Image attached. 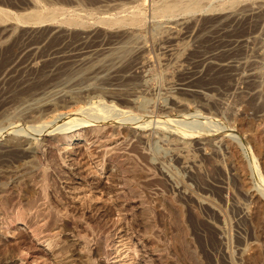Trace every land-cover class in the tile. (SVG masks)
<instances>
[{
    "label": "rangeland",
    "instance_id": "obj_1",
    "mask_svg": "<svg viewBox=\"0 0 264 264\" xmlns=\"http://www.w3.org/2000/svg\"><path fill=\"white\" fill-rule=\"evenodd\" d=\"M170 1L0 0V221L47 214L49 231L62 209L92 239L105 230L111 255L131 236L134 264H264V0ZM34 9L53 17L20 18ZM103 122L119 137L108 154L90 129ZM71 125L87 149L67 157L46 135ZM90 165L102 178L76 184ZM73 182L94 188L89 204ZM8 233L0 264L27 250L52 264L26 226Z\"/></svg>",
    "mask_w": 264,
    "mask_h": 264
},
{
    "label": "bare ground",
    "instance_id": "obj_2",
    "mask_svg": "<svg viewBox=\"0 0 264 264\" xmlns=\"http://www.w3.org/2000/svg\"><path fill=\"white\" fill-rule=\"evenodd\" d=\"M175 1V0H174ZM195 1V0H194ZM198 1V0H196ZM195 1V3H196ZM172 4H173V0L170 1ZM192 2V1H191ZM165 3V2H164ZM168 3V2H167ZM189 3V1H188ZM187 3V4H188ZM193 3V2H192ZM194 3V4H195ZM163 4V3H162ZM170 4V3H168ZM171 4V5H172ZM183 4V3H182ZM199 4V3H198ZM177 4H175L173 6L176 7ZM186 5V4H184ZM193 5V4H192ZM191 3H190V6H192ZM197 5V4H196ZM195 5V7H196ZM40 6V5H39ZM164 11L167 10L166 12L169 13V10L171 9L170 8V5H165L167 7H165L164 5H162ZM181 6V4L178 6L177 5V9H179V7ZM183 6V5H182ZM180 9H187L188 7H182ZM165 7V8H164ZM193 7V9L195 8ZM41 8V7H40ZM53 8V6H52ZM172 8V9H173ZM176 8H174L176 10ZM191 8V7H190ZM38 9V7H36V10ZM44 9V8H43ZM161 8H159V10H161L160 12H162ZM174 9L172 11H174ZM189 9V8H188ZM35 9L34 10H31L29 11L30 13L29 14H26V15H20V18L25 20L27 19H32L31 21H42V19H48V18H52L51 15H53V10L51 11H46V12H40V11H36ZM59 10V8H58ZM123 10V9H122ZM5 11V10H4ZM163 11V13H164ZM172 11H170L172 13ZM177 11V10H176ZM7 12V11H6ZM5 12V15H9L8 13ZM57 12V11H56ZM175 12V11H174ZM54 13H55V8H54ZM3 11L0 9V20L3 19ZM57 14V13H56ZM55 14V15H56ZM159 14V13H158ZM167 14V13H165ZM19 16V15H18ZM62 16V15H61ZM136 16V15H135ZM141 16V15H140ZM7 17V16H6ZM71 17V16H70ZM111 17V16H110ZM9 18V17H8ZM69 18V17H68ZM67 18V20H68ZM129 18V17H128ZM105 19V18H104ZM103 19V20H104ZM108 19V18H107ZM122 19V18H121ZM126 19V17H125ZM129 19H132V18H129ZM29 20V21H30ZM69 20H72V19H69ZM68 20V21H69ZM110 21L112 19H109ZM128 20V19H127ZM140 20V19H139ZM28 21V20H27ZM66 21V19H65ZM73 21V20H72ZM75 21V20H74ZM114 21V20H113ZM116 21V20H115ZM114 21V22H115ZM123 21V20H122ZM121 21V22H122ZM135 20H132L131 22H133ZM67 22V21H66ZM78 22V21H77ZM104 22H106L104 20ZM107 22H109L107 20ZM112 22V21H111ZM120 22V20H119ZM74 23V22H73ZM138 23V22H137ZM122 24V23H121ZM94 123V122H93ZM71 124V123H70ZM73 124V123H72ZM78 124V122L76 123ZM80 125V124H78ZM88 125V124H87ZM87 125H82V126H87ZM72 126V125H71ZM70 128V126H68ZM91 130L93 132L96 133V144L97 146H99V149L103 152V154H108V152H110L112 150L113 152V148L116 146L117 144V141H118V138L119 137H113V134H112V126L109 125L108 123H100V124H97L96 125H92L90 126ZM82 128V127H81ZM66 131H62L59 132V133H48L46 136L48 140H51V141H55L57 143V149L60 151L59 154H63L65 156H69V154L72 153V148L74 149L75 148H82L84 150V148L87 149V147H85V143L86 141H84V131L86 128L84 129H80V127H77L75 126L73 128L72 126V129L70 128V130L64 128ZM89 129V128H88ZM52 131V129L50 130ZM119 131V130H118ZM117 131V132H118ZM55 132V131H54ZM58 132V131H57ZM120 132V131H119ZM118 132V133H119ZM124 132V131H122ZM89 133V131H88ZM94 133V134H95ZM114 133V132H113ZM115 134V133H114ZM117 134V133H116ZM123 136V135H122ZM124 138V137H123ZM183 145V144H182ZM186 146V145H185ZM258 148V151H260L262 149V146L261 144H257L256 146ZM183 148V147H182ZM56 149V148H55ZM81 149V150H82ZM87 151V150H86ZM33 154H36L38 153L37 151V148L34 149L33 151ZM75 152V151H74ZM73 152V153H74ZM41 153V152H40ZM101 153V152H100ZM111 153V152H110ZM109 153V154H110ZM127 153V152H126ZM181 153V152H180ZM78 154V153H77ZM102 154V153H101ZM37 155V154H36ZM123 155V154H122ZM103 156V155H102ZM59 157V156H58ZM104 157V156H103ZM123 157V156H122ZM65 158V157H64ZM59 159V158H58ZM103 159V158H102ZM60 161V160H59ZM132 162V161H131ZM98 164V163H97ZM130 164V163H129ZM255 165V163H254ZM257 165V164H256ZM89 166V165H88ZM83 167L81 166L82 170L80 173H78V175L76 176V184H80V181H82L83 179H86L85 177H92L93 179H101L102 178V175L100 172V168L97 167L96 165L92 166L90 165V167ZM126 166V165H125ZM259 166V165H258ZM258 166H257V170L256 171H261V169H258ZM32 167L29 168L32 170ZM80 167V166H79ZM124 167V166H123ZM28 168V169H29ZM46 168V167H45ZM69 168V167H68ZM121 168V167H120ZM27 169V168H26ZM37 169V168H35ZM262 169H264V167H262ZM25 170V169H24ZM34 170V169H33ZM38 170L40 169H37L35 172H38ZM254 170V169H253ZM23 171V170H22ZM28 171V170H27ZM45 171V170H44ZM41 172V170H40ZM43 172V170H42ZM41 172V173H42ZM79 172V171H78ZM84 172V174H82ZM132 172V171H131ZM136 172V171H135ZM23 173V172H22ZM25 173V172H24ZM30 174H28V172H26L27 175H29L31 178L33 177V175H31V173L33 172H30ZM39 173V172H38ZM37 173V174H38ZM44 173V172H43ZM20 174V173H19ZM35 174V173H34ZM40 174V173H39ZM106 174V172H105ZM22 176V175H21ZM25 176V175H24ZM24 176H23V179H24ZM37 176V175H36ZM26 179H28V176H25ZM42 177V176H41ZM34 178V177H33ZM32 178V179H33ZM91 178V179H92ZM104 178V177H103ZM21 180V179H20ZM30 180V179H29ZM29 180L25 181V182H28ZM34 180V179H33ZM40 180V179H39ZM43 180V179H42ZM22 181V180H21ZM31 181V180H30ZM2 182V181H1ZM32 182V181H31ZM73 182V183H74ZM72 183V184H73ZM75 183L73 185L70 186V190H69V194H71V199L74 200V201H79L78 204H89L91 200V196H90V191L94 188H92V186L88 187V186H80V185H75ZM84 183V182H83ZM32 184V183H31ZM30 184V185H31ZM43 184V183H42ZM41 184V186H42ZM32 185H35L34 183ZM40 185V184H39ZM87 185V184H86ZM13 186V185H12ZM44 186V185H43ZM14 187V186H13ZM30 187V186H29ZM33 187V186H32ZM38 187V186H37ZM49 187V186H48ZM3 188H4V185H3ZM6 188V187H5ZM12 188V187H11ZM34 188V187H33ZM96 188V187H95ZM7 189V188H6ZM10 189V188H9ZM42 189V188H41ZM1 190H5V189H1ZM34 190V189H33ZM6 191V190H5ZM11 191V190H10ZM93 191V190H92ZM7 192V191H6ZM4 193V192H2ZM41 193V191H40ZM123 193V192H122ZM7 194V193H5ZM1 195L3 194H0V208L2 207V205L4 204V202L2 201V198H1ZM18 195V194H17ZM44 195V194H43ZM4 196V195H3ZM255 196V195H254ZM157 198V197H155ZM154 198V199H155ZM153 199V200H154ZM7 200V199H6ZM45 200V198H44ZM43 200V201H44ZM256 200H258V198L256 197ZM17 201V200H16ZM81 201V202H80ZM86 201H89V202H86ZM30 202V201H27V203ZM152 202H158V199L152 201ZM7 203V202H6ZM9 203V202H8ZM25 203V204H27ZM31 203V202H30ZM27 205V207H25L24 210H26L28 212V209H30V207L32 205ZM34 204V202H32ZM60 203V202H59ZM24 204V205H25ZM36 204H39L36 203ZM5 205V204H4ZM40 205V206H39ZM38 205L39 207V212H46L48 211L47 213H50L49 211L51 209H49V205H48V201L46 202H40V204ZM59 205V204H58ZM10 206V205H9ZM19 206V205H18ZM22 204H21V208H19V210H22ZM26 206V205H25ZM146 206V205H145ZM7 207V206H5ZM14 207V206H13ZM17 207V206H16ZM35 207V206H34ZM47 207H49L48 209H46ZM4 209V206L2 207ZM28 208V209H26ZM33 208V206H32ZM30 209L29 211L35 209ZM51 208H54V207H51ZM149 208V207H148ZM45 209V210H44ZM11 210V209H10ZM18 210V209H17ZM15 210V211H17ZM59 210V209H58ZM58 210H55L53 213H55L53 216L54 218L57 216V221H55V225L53 223V227L51 229H49V231H43V228L46 226L44 224H46L47 222V219H48V216L46 214V216H43L42 217V220H40L38 223H36L37 220H35V222L33 221V224L39 226H35V225H32V224H29V225H26V221H27V218L24 216V213L25 211H22L21 214L18 213H15V216H13V218L11 219H4L2 218V221H0V232L3 231V232H6V234L8 232H11V234H14L12 233L13 231L15 232L17 230V228L21 227V226H26V229L29 231V234H30V237H31V242H32V245H34L35 247L37 248H44L45 250L43 251H49L50 252V255L52 256L50 261H52L51 263L52 264H134V262L136 261L135 260V249H136V244H134V242L130 241L129 240V237H127L126 239L122 240L121 242H118V243H115L114 244V253H116L115 255H111V251H110V246L108 247L107 243H106V237H108L109 235H107L104 230V232L100 231L99 233L96 234V236L94 237V239H92L91 237H89L91 235V228H90V224H87V222L85 220H82V217L81 219H78V218H68L67 217V212H63L62 209L59 210V212H57ZM149 210V209H148ZM8 210H6L7 212ZM14 211V210H13ZM61 211V212H60ZM21 212V211H19ZM35 212V211H34ZM52 212V210H51ZM33 212H31L30 214H32ZM36 213H38L36 211ZM52 213V214H53ZM1 214V213H0ZM3 214V213H2ZM6 214V213H4ZM27 214V213H26ZM29 214V213H28ZM29 214V215H30ZM42 215H44V213H40ZM51 214V213H50ZM27 216V215H26ZM33 216V215H32ZM36 217V215H34ZM39 216V214L37 215V217ZM124 216V215H123ZM4 217V216H3ZM10 217V215H9ZM29 217V216H28ZM36 217V219H37ZM41 216L38 217V219H40ZM47 217V218H46ZM77 217V216H76ZM30 218H33L30 216ZM46 218V219H45ZM53 218V217H52ZM51 218V219H52ZM53 218V220H54ZM125 218V217H124ZM260 219H262V222H264V213H262L260 216H259ZM29 219V218H28ZM35 219V218H34ZM33 219V220H34ZM56 219V218H55ZM121 217H119L118 220H120ZM123 219V217H122ZM150 219V218H149ZM32 220V219H31ZM116 220V219H115ZM14 221V222H13ZM16 221V222H15ZM30 221V220H28ZM149 221V220H148ZM32 222V221H30ZM53 222V221H52ZM118 224L116 225H120V221H117ZM122 223V222H121ZM52 223H50L49 226H51ZM155 224V223H154ZM153 224V225H154ZM150 225V224H149ZM14 226V227H13ZM43 226V227H42ZM121 226V225H120ZM119 226V227H120ZM152 226V225H151ZM116 227V226H115ZM150 228V226H148ZM50 228V227H49ZM13 229H16V230H13ZM47 229V228H46ZM118 229V228H117ZM45 230V229H44ZM152 230V229H151ZM121 231V229H120ZM150 231V230H149ZM153 231V230H152ZM119 232V230H118ZM122 232V231H121ZM127 232V231H126ZM151 232V231H150ZM154 232V231H153ZM95 233V232H94ZM152 233V232H151ZM150 233V234H151ZM5 234V235H6ZM9 234V233H8ZM110 234V233H109ZM125 234V232H124ZM132 234V232H131ZM4 235V234H2ZM89 235V236H88ZM94 235V234H93ZM107 235V236H106ZM119 237L122 236V234H118ZM126 235V234H125ZM134 235V234H133ZM132 235V236H133ZM149 235V234H148ZM119 237L117 239H119ZM137 236H135L136 238ZM143 237V236H142ZM109 238V237H108ZM124 238V237H123ZM150 238V237H149ZM138 240V238H136ZM120 240V239H119ZM134 241V240H133ZM140 241V240H138ZM262 242V241H261ZM113 243V242H112ZM137 243V242H135ZM264 243V242H262ZM30 244V243H29ZM260 244H253L250 246V249H252V254H253V257L254 258H257L258 256V253L259 250H260ZM67 247L66 250H63L61 251V248L64 249L63 247ZM33 247V246H32ZM36 248V250H37ZM20 249V248H19ZM34 249V248H33ZM60 249V250H59ZM138 249V248H137ZM39 250V249H38ZM134 250V251H132ZM31 251V250H30ZM130 251H132L133 253H135V255L133 256L134 258H131L132 255L130 256ZM16 252V251H15ZM113 252V251H112ZM48 253V252H47ZM113 253V254H114ZM131 253V254H133ZM11 254V253H10ZM19 254H23V255H18L16 258H12L10 261H9V264H38L37 263V258L35 255H32L28 250L27 251H24V253L21 251ZM49 254V253H48ZM14 255V254H13ZM138 256V255H137ZM136 256V257H137ZM10 258V257H9ZM41 258V257H40ZM261 258V257H260ZM43 259V257H42ZM45 259V258H44ZM140 263V261H139ZM254 263V262H253Z\"/></svg>",
    "mask_w": 264,
    "mask_h": 264
}]
</instances>
